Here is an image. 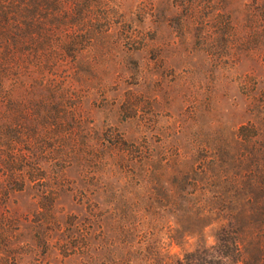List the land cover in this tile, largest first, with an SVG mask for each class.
Here are the masks:
<instances>
[{
	"label": "rangeland",
	"instance_id": "374dc122",
	"mask_svg": "<svg viewBox=\"0 0 264 264\" xmlns=\"http://www.w3.org/2000/svg\"><path fill=\"white\" fill-rule=\"evenodd\" d=\"M46 7L0 93V264H119L125 241L176 264L228 223L180 201L181 176L239 209V256L210 264H264V0Z\"/></svg>",
	"mask_w": 264,
	"mask_h": 264
},
{
	"label": "trees",
	"instance_id": "16d2710c",
	"mask_svg": "<svg viewBox=\"0 0 264 264\" xmlns=\"http://www.w3.org/2000/svg\"><path fill=\"white\" fill-rule=\"evenodd\" d=\"M48 1L56 4L63 0H0V93L8 92L3 89L6 85L13 86L12 88L20 85L21 79L29 72L26 60L36 54L37 48L42 45L40 36L43 35L46 28L47 30L49 28L46 24L48 13L46 3ZM65 1L76 2L77 0ZM196 175L193 174V176ZM176 185L179 188L176 197L186 205L194 204L195 207L196 203H199L201 206L203 205L202 211L197 212L213 214L215 210L218 212L217 216L224 212L223 219H228L227 224H220L217 228L214 234L215 245L208 247L202 242V238H198L199 246L193 251L185 253L183 260H178L176 264H196L195 260L207 257L209 258L207 264H210L212 261L217 263L220 259L229 256L238 257L240 249L234 224L236 215H233L232 211L239 209H220L210 206L207 191H203L204 186H198L197 179L194 177L181 176L176 180ZM212 197L215 198L214 195ZM187 210L185 209L184 212ZM127 231L130 230L127 229ZM123 244L125 247V250L124 247L122 248L124 256L119 264H132V259L137 258L135 256L138 252L137 248L128 241ZM135 244L139 245V243ZM130 252L132 256L129 255L127 258V254Z\"/></svg>",
	"mask_w": 264,
	"mask_h": 264
}]
</instances>
